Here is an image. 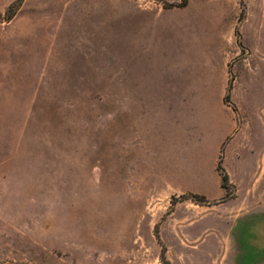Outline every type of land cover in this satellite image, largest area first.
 <instances>
[{"label": "rangeland", "instance_id": "obj_1", "mask_svg": "<svg viewBox=\"0 0 264 264\" xmlns=\"http://www.w3.org/2000/svg\"><path fill=\"white\" fill-rule=\"evenodd\" d=\"M16 1L0 0V264H264V185L232 217L217 171L232 94L263 113L264 0Z\"/></svg>", "mask_w": 264, "mask_h": 264}, {"label": "crops", "instance_id": "obj_2", "mask_svg": "<svg viewBox=\"0 0 264 264\" xmlns=\"http://www.w3.org/2000/svg\"><path fill=\"white\" fill-rule=\"evenodd\" d=\"M179 8L184 7H175L173 9H162L157 13L162 15L165 12L175 11ZM230 32V31H229ZM213 33V31H212ZM227 31L224 33L222 28L218 29L219 34V44L224 41V36ZM233 42V40H232ZM233 45L231 46V48ZM226 50H228V45L226 44ZM251 56V55H250ZM262 59L264 60V52H262ZM233 102H234V110L233 114L229 115L225 120L218 121V135H220L219 144L223 142H227L226 147V164H227V172L230 177V181L236 185L238 188L237 196L234 199L229 200L227 203H232V211L229 212V216H238L243 212H247L250 210V207L256 200L257 188L264 185V149L261 151H257L255 146V142L251 141L250 132L253 129L258 132V136H260V132L264 135V109L263 113H259L256 119H251V117L244 114L240 103H238L234 98V93L232 94ZM254 126V127H253ZM257 136V135H256ZM253 158L256 155V158L247 160V156ZM258 155V156H257ZM248 161L249 164H248ZM232 162L242 163L244 166H247L250 170L252 164L255 163L256 167H258V173L250 174V172L244 173V181L243 179H238L233 176L231 171L229 170V166ZM246 186V189L243 190V187ZM264 201V191H260V198L258 202Z\"/></svg>", "mask_w": 264, "mask_h": 264}, {"label": "trees", "instance_id": "obj_3", "mask_svg": "<svg viewBox=\"0 0 264 264\" xmlns=\"http://www.w3.org/2000/svg\"><path fill=\"white\" fill-rule=\"evenodd\" d=\"M22 1L23 0H17L13 5H11L9 7V10H11V8H13L15 4L16 5H20L22 3ZM171 7H184V5L183 4H181L179 6L172 5ZM229 99H230V95L228 94L226 96V101H229ZM217 171L219 172V174L221 176V180H222L221 186H222V188L227 190L228 187H229V176L226 173V171L222 168L221 162H219V164L217 166ZM182 199H184V200H192L196 204H201V205L208 204V200H207V198L205 196H201V195H197V194L184 195V196H182ZM162 258H163V260H165L164 249H163V253H162ZM166 264H169V262L167 261Z\"/></svg>", "mask_w": 264, "mask_h": 264}]
</instances>
